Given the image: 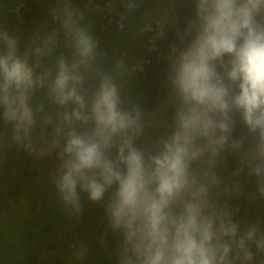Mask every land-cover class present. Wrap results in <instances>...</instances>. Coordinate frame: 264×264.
<instances>
[{"label":"clouds","instance_id":"clouds-1","mask_svg":"<svg viewBox=\"0 0 264 264\" xmlns=\"http://www.w3.org/2000/svg\"><path fill=\"white\" fill-rule=\"evenodd\" d=\"M118 2V32L145 13L139 33L167 65L170 113L137 96L143 61L110 51L77 0H54L47 27L0 22V160L51 159L69 217L85 194L102 206L116 264H264V218H237L241 169L227 168L243 156L264 197V0Z\"/></svg>","mask_w":264,"mask_h":264},{"label":"trees","instance_id":"trees-1","mask_svg":"<svg viewBox=\"0 0 264 264\" xmlns=\"http://www.w3.org/2000/svg\"><path fill=\"white\" fill-rule=\"evenodd\" d=\"M53 2L27 0L25 8L16 12L19 0H0V22L28 31L47 27L46 18ZM77 2L110 51L127 54L130 66L142 59L149 38L139 33L144 24L143 10L131 18L129 31L121 33L113 22L107 24L104 18L108 2L113 4L112 20L121 11L118 0ZM166 3L167 0H148L147 11L162 9ZM192 11L188 6L184 15ZM168 38H172L171 33ZM159 45L166 51L167 41H160ZM166 70L162 59L152 57L151 63L144 65V71L135 75L137 96L161 115L171 111L169 90L164 82ZM234 136L245 138V150L254 148L255 137L248 134L242 122H238ZM227 168L241 169L233 183H239L243 193L231 201L239 209L237 218L248 222L264 218V197L259 196L256 178L248 174L244 157L230 156ZM53 169L51 159L38 161L23 150L0 160V264H116L115 238L107 229L102 206L89 201L85 194L82 214L69 217L48 180ZM102 238L104 246H101Z\"/></svg>","mask_w":264,"mask_h":264},{"label":"built area","instance_id":"built-area-1","mask_svg":"<svg viewBox=\"0 0 264 264\" xmlns=\"http://www.w3.org/2000/svg\"><path fill=\"white\" fill-rule=\"evenodd\" d=\"M26 3H27V0H19V4L16 7L15 11L19 12L21 9L25 8ZM166 6H167V3H166ZM104 8H105L104 18H105L107 24H111L112 22H110V21H112V13H113V4H112V2H108ZM145 34H147L149 36V38H148V41H147V45H146V47L144 49L143 57H142V59L140 61H143L144 65L145 64L148 65V64L151 63L152 57H156L158 59H160V58H159L157 53L150 51V41L152 39L153 33H145ZM158 43H160V41H158Z\"/></svg>","mask_w":264,"mask_h":264}]
</instances>
